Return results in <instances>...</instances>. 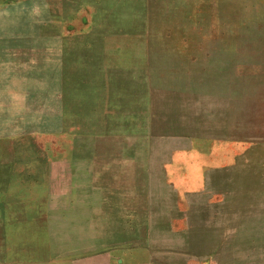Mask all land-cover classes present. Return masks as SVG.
<instances>
[{"label": "rangeland", "instance_id": "1", "mask_svg": "<svg viewBox=\"0 0 264 264\" xmlns=\"http://www.w3.org/2000/svg\"><path fill=\"white\" fill-rule=\"evenodd\" d=\"M0 264H264V0H0Z\"/></svg>", "mask_w": 264, "mask_h": 264}]
</instances>
